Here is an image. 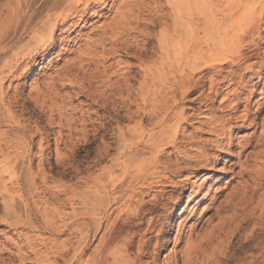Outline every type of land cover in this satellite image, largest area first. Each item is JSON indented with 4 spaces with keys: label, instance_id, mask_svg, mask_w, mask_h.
Instances as JSON below:
<instances>
[{
    "label": "bare ground",
    "instance_id": "1",
    "mask_svg": "<svg viewBox=\"0 0 264 264\" xmlns=\"http://www.w3.org/2000/svg\"><path fill=\"white\" fill-rule=\"evenodd\" d=\"M96 7L102 12L109 8L113 16L100 32L82 40V31L100 17L92 11ZM63 34L67 48L54 56ZM79 42L83 45L73 50ZM129 46L141 48L132 52ZM63 51L74 57L63 61ZM116 55L131 57L136 64H108ZM51 56L63 66L31 86L28 100L50 104V121L58 114L56 157L67 159L60 151L62 144L71 146L70 158L90 156L91 135L97 137L103 154L111 150L107 140L118 144L112 167L91 177L90 185L80 177L84 190L65 191L67 205L78 207L63 214L68 222L62 226L47 223L35 200L34 135L17 110L23 107L19 99L23 86L13 87L14 82L31 79ZM66 89L86 95L90 109L66 107L74 99L60 95ZM188 102L192 107L186 109ZM188 110L192 113L188 117L200 125L192 131L186 129ZM263 114L264 0H124L112 7L108 0H3L0 202L5 209L0 224L35 234L24 238L29 249L24 255L14 241L19 256L5 247L11 258L4 264H26L28 253L35 264H156L150 259L168 245L184 198L179 215L187 212L184 219L195 225L186 236L175 237V244H184L181 264H210L217 257L202 256L215 247L225 250L222 245L228 246L224 239L234 234L236 216H253L248 209L253 204L264 208ZM246 129L253 132L238 137ZM204 134L209 136L205 140ZM47 136L39 140L41 158L50 148ZM79 142H86V147L78 157L81 149L72 151ZM249 149L252 152L246 154ZM217 150L227 160L219 172L228 180L224 187L220 178L210 177L217 164L212 152ZM101 153L97 154L104 157ZM41 175L47 177L45 170ZM5 177L10 183L16 177L15 187L9 188ZM212 181L215 185H209ZM13 192L19 193L18 205ZM215 216L216 224L211 220ZM209 221L215 225L197 235L196 228ZM59 229L67 233L63 241ZM39 242L45 249L40 253L35 248ZM244 264H264V254Z\"/></svg>",
    "mask_w": 264,
    "mask_h": 264
},
{
    "label": "rangeland",
    "instance_id": "2",
    "mask_svg": "<svg viewBox=\"0 0 264 264\" xmlns=\"http://www.w3.org/2000/svg\"><path fill=\"white\" fill-rule=\"evenodd\" d=\"M3 0H0V10H1V2ZM124 0H108V4L109 6H114V5H119L120 2H123ZM99 7H96L95 9H93L92 11L94 12H99L100 13V17H96L94 18L92 24L93 26L90 27L87 30H83L82 31V40L85 38V36H89L90 34L92 35H96L98 32H100V27H102L103 25L107 24L109 22V19L112 18L113 13L109 12V8H107L106 10L102 11H98ZM91 15V13L89 14V16ZM93 15V14H92ZM65 36H67V34H63V36H61L60 40L57 43V48L55 51L54 56L57 55V53L59 51L62 50V48L66 49L67 47L65 46V43L62 42L61 39H63ZM73 36H76V33L73 34ZM83 45L82 42H79L76 46V48H73V50H76L79 46ZM132 50V52L138 50L141 48V46H129ZM129 51V54L132 55L133 53ZM63 61L67 60V59H71L74 57V55H68V53H64L63 51ZM66 55V56H65ZM54 56L49 57L48 60H46V62L43 64V68H38L33 77L31 79L28 80H20L17 82L13 83V87L15 86H23V88H19L20 90V96L19 99H21V105H23V107H20L19 111H21V116L24 120V123L26 126H28L34 135V139L32 140V146L34 147L32 150V173H33V177L35 178L36 181V186H35V192L37 191V196L35 197V200L38 202V206L40 207L42 213L44 214V220L47 223H54L56 225H60L62 226V224L68 222V219L65 218V214L69 213L70 209L72 208H76L78 206L73 205V206H69L67 205V195L65 191H72V190H78V191H82L84 190L83 186H85V181L88 180L89 185L92 182V178H96L97 176H100L101 174H104L105 171L107 170V168L112 167L113 165V158H115L114 156H116L117 153V149H118V144L117 141L114 139L112 141V139H110L109 141L107 140V144L111 146V150H109L107 153L103 154L101 152H99L102 149V146L100 145V143L95 140L97 139V137H93L94 135H91V137L89 136V140L93 142V145L88 148L89 154L90 156L86 157V158H82L79 156H82V151L83 148L82 147H86V142H79L76 147L73 149L72 153H74L76 150H80L81 152L79 155H77L79 158L75 157L74 158H70V153H71V146L69 147L67 145V147H65L64 144H62V146L60 147V151L62 153H66L67 154V159L64 160L63 159H58L55 155V145H54V138L57 137V131L60 129V123L58 121V114L55 113L53 114V118L51 119V121L49 120V117L51 116V108H50V104L47 105H42L41 103H39L38 105L33 104L32 102H30L28 100L29 98V93L31 92V86H33L36 82H43L46 81L50 75L53 76L55 74L56 71L59 70V68H61L63 66V61H59L56 62V60L51 61ZM50 61V62H49ZM110 63H114V66H116L118 63L121 64L120 67H127L133 64H136V62L130 57H124L122 55H116V57L111 60L108 64ZM56 70V71H55ZM10 83L7 84V86ZM6 86V87H7ZM260 90V89H259ZM258 90V91H259ZM61 96H66V95H70L73 96L74 99L71 100L70 103L66 104V107L71 108V107H78L79 111L85 112L87 110H89V101L86 100V95L84 94H75L73 92L66 90L61 91ZM259 98V96L257 95V99ZM59 100H57L58 102ZM77 105V106H76ZM218 106V105H217ZM217 106L215 107V110L218 112ZM74 107V108H75ZM192 104H190L189 102L186 104V109L187 108H191ZM72 108V109H74ZM92 109H95L94 106L92 107ZM204 110V108H203ZM254 110H257V106L256 104L253 106V112ZM75 113V111H73ZM73 112H69V113H73ZM190 113V114H189ZM76 114V113H75ZM192 113L189 112L187 113V117L190 116ZM79 115V113L77 114ZM191 118V119H190ZM264 118V114L262 115L261 119ZM188 121L186 122V129H189V131L192 129H196L198 128L199 122L198 120H195L193 117H188ZM204 121V119H202ZM51 123V124H50ZM148 123V121H147ZM128 123H123L122 125H126ZM99 125L98 122H96V127ZM127 126V125H126ZM95 127V128H96ZM89 129L91 130L92 128L89 127ZM253 129H246L245 131L241 132L238 134V137H247L249 136L253 131ZM66 129H63V133H65ZM238 132H236L237 134ZM49 135V137L47 136ZM41 136H47L50 144V148L45 151L46 155L44 158H41L40 156V148H39V140ZM209 136L208 134H204L203 135V140L207 139ZM109 142V143H108ZM113 144H112V143ZM99 143V144H98ZM107 144L105 143V147L107 146ZM100 146V147H98ZM100 149V150H99ZM253 149V148H251ZM249 149L247 151L246 154H249L250 151L252 152V150ZM99 150V151H98ZM102 151V150H101ZM101 153L102 156L104 157H100L97 153ZM249 152V153H248ZM215 157H216V161L217 164L215 165L216 170L214 172H212L213 174H211V180L214 178L218 179L220 178V184L221 187H224V184L228 181L225 180L224 177L220 176V173H223L221 171L222 168H224L225 165V154H222L220 152L213 151L212 152ZM218 154V155H217ZM100 158L101 161H99L98 157ZM105 158V159H104ZM40 159H46L43 163L40 162ZM74 159V160H73ZM218 159V160H217ZM244 161V158L242 159ZM45 170L47 177H43L41 175V170ZM239 169H237L238 171ZM84 171V172H83ZM220 172V173H219ZM89 173V175L87 174ZM215 175H219L215 176ZM83 178V181L81 178ZM90 178V180H89ZM222 178V179H221ZM246 179H248V177L246 176ZM13 182L10 183L9 178L5 177L4 183L6 185H8L9 188L15 187L13 185H16V177L13 178ZM82 180V181H81ZM84 182V183H83ZM83 185V186H82ZM209 185H215V183H213V181L211 182V184ZM68 186V190H65V187L67 188ZM69 186H71L69 188ZM37 188V190H36ZM71 189V190H70ZM171 190L170 188H168V191ZM19 193L18 192H13V200L15 204H20L19 201V197H18ZM188 195V193H187ZM186 197V196H185ZM225 199V198H224ZM223 199V200H224ZM183 201V202H182ZM186 201V198L181 200V204L182 206L177 210L176 212V216H175V220H173L172 224H171V231H170V235H169V243L166 246V248L162 249L160 253H158L156 255V257H152L150 259V262L154 261L156 264H163V262H167V260L170 262V260H174L178 262L179 260V264H181L182 262V254H181V250H183L184 248V244H175V237L177 236H186V234H189V231L191 230L190 228L193 227L194 224V220L193 221H188L185 220L184 218H186L187 212L185 213V215H183V217H180V213H181V208H183L184 202ZM208 203V202H207ZM5 203L2 201L0 202V212L1 215L5 209ZM255 210H253V207ZM249 210H252V214H254L253 216L250 217V215H241V213L236 216L237 218L235 219V222L238 221V223H241V227L240 225H238V223L235 224V228L234 229V234H231L224 239L227 245H222V251L225 252H220L221 249H215L217 250V253L215 252V249L213 252L210 253V251H212L213 249H210V251H206V253L208 254L207 257L203 255V258H209V260H211L213 258V256H216L217 258H213L210 262V264H244L249 262L252 257L255 258H259L260 254H264L261 253L264 250V208H260V207H256V204H253L251 206H249L248 208ZM202 210V208H201ZM200 210V212H201ZM189 211V208L188 210ZM64 214V215H63ZM231 214V213H230ZM233 214V213H232ZM248 214V212H247ZM212 215L209 214L207 216V218ZM198 216V215H197ZM241 216H246V218L249 219L247 220L246 218L243 219L244 217ZM217 216H215V218L213 217L211 220H215L218 222V219H216ZM240 218V220H239ZM212 221V223H215V221ZM55 221V222H54ZM185 221V222H184ZM242 221V222H241ZM247 221V222H245ZM209 223V224H208ZM211 221L206 222V224L202 225L199 230V228H196V233L199 232V234L197 233V235H200L202 232H205L207 230V228L209 229L210 225L213 226L215 224H210ZM239 223V224H240ZM244 223V224H243ZM63 224V225H64ZM208 224V226H206ZM243 224V226H242ZM195 225V224H194ZM238 225V227H237ZM207 227V228H205ZM234 227V225H233ZM240 227V229H239ZM243 227V229H242ZM205 229V230H204ZM204 230V231H202ZM239 230V231H238ZM235 231L237 233H235ZM41 234H45L44 231H41ZM34 233H29L27 231H23L21 229L19 230H10L9 226L1 223L0 224V264H4V263H8V259L11 258V256L9 255V253L7 251H4V248L6 247L7 249H10L12 252H14L17 256H19V252L14 250L13 248V243L12 241H14V243H18L19 246L22 247V254H26L29 249L27 248V246L24 244V238L26 236L31 237L34 236ZM59 241H63L64 239L67 238V233L66 231H62L59 229ZM203 235V234H202ZM19 236H22L21 238H19ZM233 236V237H231ZM230 238H232L230 240ZM234 238V239H233ZM223 240V241H224ZM230 240V241H229ZM229 242V243H227ZM43 244L41 242H39V246L35 247L36 250L40 253V249H42V251H45V249L42 247ZM226 246V247H224ZM224 247V248H223ZM228 247V248H227ZM219 248H221V245L219 246ZM220 252V254H219ZM180 253V254H179ZM214 253H216L214 255ZM211 254V255H210ZM41 255V254H40ZM213 255V256H212ZM155 256V255H154ZM210 256V257H208ZM42 257V255H41ZM212 257V258H211ZM155 260H154V259ZM170 258V259H169ZM174 258V259H173ZM211 258V259H210ZM14 259V258H13ZM167 259V260H166ZM202 259V258H201ZM215 259V261H214ZM218 262H217V260ZM1 261H3V263H1ZM214 262V263H213ZM16 264H18V262H15ZM25 263L26 264H35V257L33 254L28 253L27 257L25 258ZM153 263V262H152ZM171 264L173 263L170 262ZM154 264V263H153ZM199 264V263H198Z\"/></svg>",
    "mask_w": 264,
    "mask_h": 264
}]
</instances>
